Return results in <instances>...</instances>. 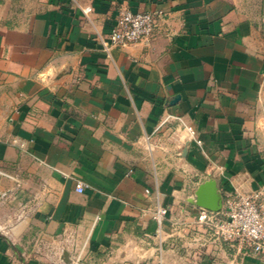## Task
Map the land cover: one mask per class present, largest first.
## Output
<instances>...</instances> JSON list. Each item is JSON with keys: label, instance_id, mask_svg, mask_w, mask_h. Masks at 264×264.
<instances>
[{"label": "crops", "instance_id": "obj_1", "mask_svg": "<svg viewBox=\"0 0 264 264\" xmlns=\"http://www.w3.org/2000/svg\"><path fill=\"white\" fill-rule=\"evenodd\" d=\"M121 6L167 14L108 58ZM0 91V264H62L35 238L72 264H264L192 202L264 184V0H0Z\"/></svg>", "mask_w": 264, "mask_h": 264}, {"label": "built area", "instance_id": "obj_2", "mask_svg": "<svg viewBox=\"0 0 264 264\" xmlns=\"http://www.w3.org/2000/svg\"><path fill=\"white\" fill-rule=\"evenodd\" d=\"M91 8L83 7L82 12L88 16ZM167 13L162 9L133 11L121 6L117 10L115 22L104 37H99L101 49L108 58L115 47L126 46L148 40L155 33L157 22ZM167 120L164 118L163 121ZM189 138L200 143L192 126L186 127ZM0 177L12 178L0 168ZM85 184L78 182L75 189L83 192ZM264 184L257 191L248 193L235 192L227 194L219 211L200 208L197 214L199 226L214 240L225 241L236 245L240 252L247 250L253 253L264 252ZM167 208L157 205L154 219L157 232L163 226Z\"/></svg>", "mask_w": 264, "mask_h": 264}, {"label": "rangeland", "instance_id": "obj_3", "mask_svg": "<svg viewBox=\"0 0 264 264\" xmlns=\"http://www.w3.org/2000/svg\"><path fill=\"white\" fill-rule=\"evenodd\" d=\"M5 103L3 101V97H2V92L0 91V129H3V121H4V117H5V112H6V108H5ZM7 219H9V216L11 214L7 213ZM12 218H17L16 215L13 216L12 214ZM6 223H8L6 221ZM3 223L0 221V225H2ZM4 225V224H3ZM9 227L7 224L4 226ZM9 229V228H6ZM21 242V241H20ZM27 246H30L29 249V253L31 255H46V256H50L51 258H56L58 259L60 257V262L62 264H72V262L74 263V261L76 260V258H78L79 253H76L75 250V245L74 244H69V243H65V244H61L59 246L57 245H46L45 247H43L44 243L41 242V240L35 238L34 240H27ZM35 245V247L33 246ZM72 248V261L71 262H67L65 261V256H64V252H68V250H70ZM28 249V248H27ZM68 254V253H67ZM76 263V261H75Z\"/></svg>", "mask_w": 264, "mask_h": 264}, {"label": "water", "instance_id": "obj_4", "mask_svg": "<svg viewBox=\"0 0 264 264\" xmlns=\"http://www.w3.org/2000/svg\"><path fill=\"white\" fill-rule=\"evenodd\" d=\"M195 205L210 211H219L222 207V196L218 191V186L213 178H209L200 183L195 190V198L192 200ZM65 261H69L67 252H64Z\"/></svg>", "mask_w": 264, "mask_h": 264}]
</instances>
